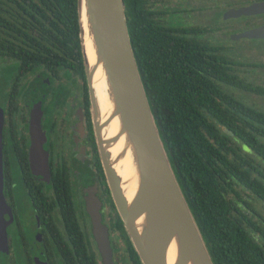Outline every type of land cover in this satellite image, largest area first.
<instances>
[{
    "label": "flooded vegetation",
    "instance_id": "1",
    "mask_svg": "<svg viewBox=\"0 0 264 264\" xmlns=\"http://www.w3.org/2000/svg\"><path fill=\"white\" fill-rule=\"evenodd\" d=\"M123 1L127 22L135 15V35H170V77L181 79L185 105L217 122L209 102L234 127L222 129L229 168L217 165L222 150L213 152L226 218L215 263L264 264V0ZM251 6L257 9L238 13ZM248 32L255 33L242 36ZM2 81L3 193L11 220L0 264H142L102 166L84 65L38 67Z\"/></svg>",
    "mask_w": 264,
    "mask_h": 264
},
{
    "label": "water",
    "instance_id": "2",
    "mask_svg": "<svg viewBox=\"0 0 264 264\" xmlns=\"http://www.w3.org/2000/svg\"><path fill=\"white\" fill-rule=\"evenodd\" d=\"M77 16L99 155L142 264H215L162 140L130 40L124 1L77 0ZM31 117L35 136L37 109ZM2 123L0 109V245L11 220L3 193Z\"/></svg>",
    "mask_w": 264,
    "mask_h": 264
},
{
    "label": "trees",
    "instance_id": "3",
    "mask_svg": "<svg viewBox=\"0 0 264 264\" xmlns=\"http://www.w3.org/2000/svg\"><path fill=\"white\" fill-rule=\"evenodd\" d=\"M134 19L133 14L127 22L128 31L148 99L177 179L215 263L220 227L226 218L220 217L224 204L213 182V152L222 150L223 159L219 157L217 165L229 168L230 153L225 151L231 146L223 136L225 131L235 130L219 118L223 112L219 107L206 102L217 122H205L199 118L202 110L185 105L188 96L180 89L181 79L170 77V35L161 31L147 37L135 35ZM0 58L13 60L6 66L5 75H0V95L2 79L7 76L38 67L58 71L79 64L83 69L77 0H0ZM230 113L227 109L224 117L229 118Z\"/></svg>",
    "mask_w": 264,
    "mask_h": 264
},
{
    "label": "rangeland",
    "instance_id": "4",
    "mask_svg": "<svg viewBox=\"0 0 264 264\" xmlns=\"http://www.w3.org/2000/svg\"><path fill=\"white\" fill-rule=\"evenodd\" d=\"M9 63L12 64L13 63V60L0 58V75L2 74V77L5 75L4 72H6V68H7L6 66Z\"/></svg>",
    "mask_w": 264,
    "mask_h": 264
}]
</instances>
